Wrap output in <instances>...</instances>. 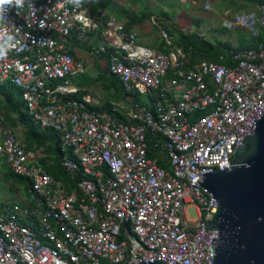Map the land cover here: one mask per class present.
<instances>
[{
  "label": "built area",
  "instance_id": "obj_1",
  "mask_svg": "<svg viewBox=\"0 0 264 264\" xmlns=\"http://www.w3.org/2000/svg\"><path fill=\"white\" fill-rule=\"evenodd\" d=\"M31 3L10 8L0 21V33L14 37L0 60V80L20 88L33 124L55 131L67 181L30 159L0 111V157L29 180L30 202L0 201V264H130L151 253L211 264L201 234L210 195L192 178L228 166L248 116L264 105V0L221 22L246 29L254 46L195 63L180 46L140 44L135 30L92 15L84 2ZM101 24L105 43L91 53L107 54V71L124 93L147 98L112 101L114 113L92 109L89 95H73L69 77L85 62L59 39L74 34L83 41Z\"/></svg>",
  "mask_w": 264,
  "mask_h": 264
},
{
  "label": "crops",
  "instance_id": "obj_2",
  "mask_svg": "<svg viewBox=\"0 0 264 264\" xmlns=\"http://www.w3.org/2000/svg\"><path fill=\"white\" fill-rule=\"evenodd\" d=\"M249 1L254 4V8L250 10L256 9L257 0ZM204 3L210 4V0H205ZM84 4L87 6L89 12L92 15L103 14L106 17L113 16L119 21L123 22L126 27L137 32V38L140 44L147 45L155 49L168 51L174 46H180L183 48V46L177 41L181 32L187 35H196L199 38L205 35V30L201 27V20L199 18L193 16L191 19V23H196L197 25V29L195 31L190 27V23L182 22L183 16L181 15V12H178L179 15L177 14V16L172 19L169 15L170 12L168 7L163 1L84 0ZM197 4L198 0L193 3V5ZM250 10H242L240 12ZM103 27L104 24H101L98 30L90 31L83 41L76 40L74 34L64 37L60 36L59 39L63 42L65 48L71 54H73L76 58L83 59L85 62V68L87 66H101L102 62H105L104 68L109 78L108 81L119 96L118 100L115 99L113 101L118 102L122 106H126L134 98L140 99L143 102L147 101V98L144 95L131 96L124 93L121 83L118 80L117 83L115 77L111 76L107 71L106 53L101 52L97 55L91 53V49L93 47H98L105 43L106 38L101 33ZM208 28L209 30L213 29L211 26ZM226 31L229 33L220 37L221 42L227 43L229 46L236 48H244L252 45V41L254 39L250 36L246 29L236 28L234 30L227 29ZM72 78L73 75L69 77V85L73 88H76V91L73 93V95H75V97H81L84 95H89L91 97L83 84L73 83ZM7 82L8 81L0 80V111L4 115L5 125L12 128V130L18 135L24 148L28 152L30 159L34 163L40 164L46 171H48L47 169L56 168L58 166L62 169L60 166L61 153L57 148L58 138L55 132L49 130V128H40L39 126L33 124L31 119L26 116V114H21L18 109L6 110L4 108L9 106L4 93V90H7L8 88L6 85ZM5 86L6 89H3ZM18 93H20L19 87L13 90L14 96H16ZM109 103H111V101L105 103L103 106L107 107ZM94 104L96 103L91 102L90 106ZM24 108L25 107L22 106L23 110H25ZM36 126L39 128H36ZM2 159L0 157V168H5L6 173L8 166L6 163L2 164ZM5 173L3 177L6 180L5 186L8 195L10 196L7 195L8 198L2 199L1 202L13 201L23 205L29 204L30 202L27 195L28 187H26L24 183L19 180L15 181L13 179H7Z\"/></svg>",
  "mask_w": 264,
  "mask_h": 264
},
{
  "label": "water",
  "instance_id": "obj_3",
  "mask_svg": "<svg viewBox=\"0 0 264 264\" xmlns=\"http://www.w3.org/2000/svg\"><path fill=\"white\" fill-rule=\"evenodd\" d=\"M224 168H204L192 178L210 195L201 234L211 264H264V105L248 116ZM130 264H177L151 253Z\"/></svg>",
  "mask_w": 264,
  "mask_h": 264
},
{
  "label": "rangeland",
  "instance_id": "obj_4",
  "mask_svg": "<svg viewBox=\"0 0 264 264\" xmlns=\"http://www.w3.org/2000/svg\"><path fill=\"white\" fill-rule=\"evenodd\" d=\"M159 1L166 3L172 19L177 14L179 15L178 12H181L183 16L182 22L190 23V27L195 31L197 25L196 23H191V19L193 16L199 18L201 20V27L205 30V35L203 37L201 36L202 39L214 44L219 42L220 37L229 33L226 29L222 28L221 22L223 16L254 8V4L249 0H210L211 9H205L203 7L205 0H198L197 5H193V2L183 0ZM209 26L213 29L209 30ZM104 67L105 62H102L101 66H87L84 71L74 74L72 78L73 83L83 84L86 91L91 95L92 102L97 105H104L109 101L112 102L115 99H119L118 93L108 81L109 78ZM4 173L5 168H0V201L10 196L5 186L6 180L3 177ZM187 215L190 218L195 217V209L193 207L188 208Z\"/></svg>",
  "mask_w": 264,
  "mask_h": 264
},
{
  "label": "trees",
  "instance_id": "obj_5",
  "mask_svg": "<svg viewBox=\"0 0 264 264\" xmlns=\"http://www.w3.org/2000/svg\"><path fill=\"white\" fill-rule=\"evenodd\" d=\"M261 39H262V41H264V34L261 36ZM177 41L183 46V49L186 51L187 56L189 58V61L191 63L201 62V61H205V60L220 61V55L221 54L228 56V50L230 48L236 49V47L229 46L227 43L221 42L220 40H219V42H216V44H214L212 42H209V41L202 39V37L199 38L196 35H192V34L187 35V34H183L182 32L179 34ZM254 41H255V39L252 41L251 46L255 45ZM248 47H250V46H248ZM115 80L118 83L116 77H115ZM52 84H54V83H52ZM6 85L8 88H7V90H4V93H5V96L7 98L8 103H9V106L7 108L6 107H4V108L6 110H13V109L17 110L18 109L21 114L24 113V114H26V116L29 117L27 110L25 108H24L25 110L22 109V106L23 107H25V106H24L23 100L21 99V90H20V93H18V94H16V96H14L13 90L15 88H17V86H15L14 84H11L10 82H7ZM3 89H6V86ZM78 97H80V96H78ZM90 107L92 109H96V110L107 109V110L111 111L110 108L103 106V105L94 104V105H91ZM111 112H113V111H111ZM116 114H118V113L116 112ZM36 128H39V127L36 126ZM49 130L55 132L51 128H49ZM57 138H58V136H57ZM57 148H58V151H60L59 138H58ZM1 162H2V164L6 163L4 158L1 160ZM47 170L54 177L63 178L65 180L67 179V177H65L62 169L59 166L56 168H50ZM5 176L7 179H13L15 181L19 180V181L23 182L26 187L29 186V180L27 178L20 176V175H16L13 172H11L9 169H7Z\"/></svg>",
  "mask_w": 264,
  "mask_h": 264
},
{
  "label": "clouds",
  "instance_id": "obj_6",
  "mask_svg": "<svg viewBox=\"0 0 264 264\" xmlns=\"http://www.w3.org/2000/svg\"><path fill=\"white\" fill-rule=\"evenodd\" d=\"M25 2L26 0H0V21L5 20L6 13L10 8L15 7L17 10L23 9ZM65 2L80 7L84 0H65ZM27 3L29 7H34L31 0H27ZM17 14H19V11H17ZM13 40V36L6 33H0V60L5 59L7 52L14 47L12 43Z\"/></svg>",
  "mask_w": 264,
  "mask_h": 264
}]
</instances>
